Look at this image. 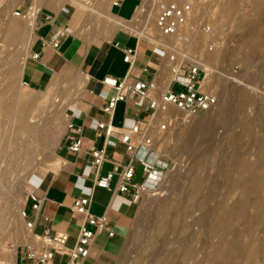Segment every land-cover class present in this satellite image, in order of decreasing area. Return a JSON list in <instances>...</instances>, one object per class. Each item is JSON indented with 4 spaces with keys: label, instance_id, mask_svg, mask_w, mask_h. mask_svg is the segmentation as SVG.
<instances>
[{
    "label": "rangeland",
    "instance_id": "374dc122",
    "mask_svg": "<svg viewBox=\"0 0 264 264\" xmlns=\"http://www.w3.org/2000/svg\"><path fill=\"white\" fill-rule=\"evenodd\" d=\"M31 1L0 0V121L3 117V110H11L18 117L14 134L9 129H0V138L5 142V147L3 146L4 148L0 149V157L4 160H2L0 166V264H17L18 256L28 249L25 243H20L16 246L19 241L16 238V228L11 224L18 219L16 212L18 211V203L26 200L29 193L35 190L37 186V183L27 186V182L36 176L37 168L46 166L47 168L57 169L58 153L56 152V147L65 126H54L55 120L47 122L49 109L53 106L52 102L46 112L44 111L41 114V117L30 119L24 113L23 94L35 101H40L41 107L44 104L46 105L47 102L49 103L57 94V90L54 88L43 96L41 89L31 88L21 78V71L24 68L26 58L32 50V43L36 36L35 32L32 35L28 33L27 24L29 20L24 16H16L14 13L18 8L21 11V15L24 14L26 9L32 4ZM87 1H91L90 3L95 5L96 9L89 11L84 9L85 14L81 19L79 29L90 37L112 33L113 23L100 14L103 10L100 2L97 0ZM192 1L193 11L190 23L193 26L195 25V30H185V32L191 35L188 43L190 52L194 55L193 58H201V52L214 46L224 48L226 47L225 45H233L235 41L233 38H236L240 31L238 29L239 17L237 18V16L251 12L250 0H235L238 9L233 14L220 12L217 4L219 0ZM163 2L164 0L142 1L139 4V6L143 4L140 13L136 15L135 31H132L143 37L147 35L148 37L146 38L156 42L151 37V30L154 28L152 20L156 17ZM91 16L97 20L93 19V24L95 22L97 24L87 25L85 23V19L87 17L91 18ZM248 18L252 19L253 16ZM214 22L215 25L213 24ZM206 23L211 27L208 31L203 27V24ZM220 23L221 26H219ZM14 24L18 28H11ZM148 31L150 35L147 33ZM210 31H213V33ZM202 37L207 39H202ZM195 47L197 49L200 47L199 49L202 50L194 49ZM248 52L254 57L247 63L236 57L227 59L224 53H219L213 57L212 61L216 62L214 64L220 70L221 76L217 85L213 88L216 95L218 94L219 96H217L219 99L218 104L222 102L220 94L228 93L223 94L226 99L224 98L225 101L220 111H218V114H222L224 118L220 124L217 121L218 119H216L215 124L218 123L217 127L215 126V129L210 131L211 133L206 121H202L205 127L196 131L192 127L197 122L196 118L193 119L185 111L175 106H169L177 111L180 116L176 115V121H169V125L167 123L170 129L168 127L166 129L169 131L160 129V137L166 132L171 136L178 132L180 137L176 141L172 140L165 144L169 151L167 154L164 152L165 148L158 152L152 146L155 155L158 156V162L155 164L163 168L168 161L169 167L157 185L152 186L149 193L146 194V190L141 193V198L137 200L136 213H138L126 236L130 238V242L127 244L128 252L123 255V251L118 253L115 258L117 264H177L184 250L177 245V242L182 245L185 243L188 247L185 248L195 254L186 260H181V264H264V175L259 173H257L258 175L255 173V175H250V170H248L254 165L251 158H248L250 152L257 156H261L264 153L260 144L264 140V94L261 95L253 91V86L258 83V80L264 79V39L253 41ZM57 83L60 86L62 85V81ZM70 83L68 82L63 86H68ZM176 88L181 89L183 87L176 84ZM43 100L46 101L44 102ZM68 107L66 108L67 114ZM36 111L35 109L33 110L34 113ZM204 113L202 111L198 114L203 115ZM164 121L166 122V119L162 120V122ZM176 123L177 126H175ZM170 124L175 127L172 126L171 129ZM239 130H243V133ZM3 133L4 135H1ZM254 133L256 135L254 136L255 139L252 137ZM198 137L201 138L197 140ZM195 139L197 142H195ZM235 141H238L237 146ZM208 143L226 145L225 152L219 146L214 147L215 150L213 149L212 151L206 149L209 147ZM218 163L221 164L222 173L225 177L219 175L218 172L216 173ZM143 175L142 165L138 164L134 179L140 181ZM237 177L243 181L242 185L228 189L227 186ZM254 179L255 181H253ZM160 181L166 188L164 185L161 187ZM165 181L167 183H164ZM252 181L253 184H250ZM217 183L220 185L218 196L222 198V207L218 210L219 212H212L209 207L216 198L213 195L207 197L205 193H208L210 186ZM230 211L232 212L230 213ZM234 215L237 216V219H232L235 217ZM205 216L206 219L204 218ZM227 217L229 219H225ZM206 220H208V223ZM148 236L151 238L152 245L150 248L145 249L144 241ZM104 242V240L97 239L94 245L101 247ZM69 243L71 244L72 242ZM116 244L113 246H117ZM108 246L110 245L108 244ZM113 246L110 247L115 249ZM103 251H108V247L106 246ZM61 252L57 251L54 259L58 264H65L68 254ZM8 254L14 255V263L4 258ZM111 264L114 263L112 262Z\"/></svg>",
    "mask_w": 264,
    "mask_h": 264
},
{
    "label": "crops",
    "instance_id": "0c3cea01",
    "mask_svg": "<svg viewBox=\"0 0 264 264\" xmlns=\"http://www.w3.org/2000/svg\"><path fill=\"white\" fill-rule=\"evenodd\" d=\"M97 1L103 8L100 14L113 23V31L107 35L90 37L79 29V25L85 14L84 9H96L91 1L32 0L26 10H29V15H34L36 38L26 58L21 77L31 88L41 89L43 96L54 88L57 90L54 98L47 102L48 105L41 104L42 107L40 101L23 94L24 113L30 119L41 117L52 102L47 122L55 120L54 126L65 125L56 147L57 169L44 166L36 170L35 190L45 196V199L38 216H35L31 208V200H27L28 217L36 220L37 232L43 233L49 227L51 233H69L70 240L73 241L84 218L83 213L73 210V199L76 196H92L90 211L95 214L106 213L116 230L112 237L105 231L95 237L94 242L97 239L105 242L101 247L95 246L94 264L99 263L104 254L111 251L114 253L122 245L138 213V201L134 200L130 193L118 189V173L114 174L109 187L97 185L95 182L98 175H105L113 169L114 160L123 164L130 157L126 143L116 135L106 134L104 130L99 131L98 123L106 121L126 127L139 123L143 127L151 118L153 110L149 97L134 95L119 100L112 115L109 114L104 110V104L116 90L105 82V78H121L129 74L133 78L147 81L153 79L158 82L159 91L165 90L170 81L169 69L164 62L165 50L152 40L133 32L136 27V15L140 13L143 5L139 4L144 0H121L120 4H113L112 0ZM93 19L97 21L91 16L85 19V23L97 24H93ZM58 30L61 31L60 45L54 47L46 43L45 40H49ZM127 48L136 49L133 66L124 58ZM34 52H39V56H33ZM58 81H62L61 86ZM68 82L71 83L63 86ZM34 109L38 112L34 113ZM153 118L146 132L149 138ZM70 123L74 126L70 127ZM76 126L83 127L84 145L79 151L69 148L70 136L78 134ZM92 146L104 147L109 157L102 163L99 172L91 162ZM152 160L157 162L158 156L157 159L152 156ZM121 168L120 165L119 169ZM46 216L49 219H46ZM32 232L34 245H43L44 241L38 238L35 231ZM108 244L117 246H113L114 249ZM106 246L108 251L104 252ZM4 258L15 262L14 255L8 254ZM35 263L22 254L18 256L17 264ZM54 263H57L55 259Z\"/></svg>",
    "mask_w": 264,
    "mask_h": 264
},
{
    "label": "built area",
    "instance_id": "2783aa9c",
    "mask_svg": "<svg viewBox=\"0 0 264 264\" xmlns=\"http://www.w3.org/2000/svg\"><path fill=\"white\" fill-rule=\"evenodd\" d=\"M120 2L121 0H112L113 4H120ZM192 11V0H164L157 12V27L163 34L170 35L174 39L172 42L174 47L171 51L165 45L153 41L166 52L164 62H166L170 74V81L166 89L159 91L156 80L147 81L141 78H133L129 74L121 78L106 77L105 82L116 90L104 104L106 112L112 115L119 100H124L134 95L149 97L150 106L153 109L152 114H155L158 109L167 110L170 105L186 110L189 113L198 114L216 103L217 95L201 88V82L207 74V69L188 56L192 55L188 43L191 35L187 34L185 30H195V25L193 26L190 23ZM16 14L21 15V11L18 8L16 9ZM203 27L207 31L210 29L208 24H204ZM60 34L61 31L58 30L45 42L58 47L60 45ZM135 55V48L126 49L124 58L130 62L131 66L134 64ZM33 56L38 57L39 52H34ZM176 84L181 85L183 88H176ZM149 122L150 119L143 127L139 123L130 127L117 126L112 122L106 121L98 123L99 131L104 130L106 134L116 135L126 143V150L130 157L123 164L118 160H114L113 169L109 170L105 175L96 177L95 182L97 185L109 187L114 174L118 173V189L122 192L130 193L133 199L139 200L141 198V187H149L148 180H153L154 186L158 183L163 175L162 172L168 169L169 162L166 163L164 169L156 167L155 163L149 160V154L153 151L152 148H148L144 155L141 154V150L145 147L143 133L146 131ZM165 124L167 122L163 125L165 126ZM69 126L72 127L74 124L70 123ZM75 128L78 134L70 136L69 148L79 151L84 145L83 127L76 126ZM90 151L92 165L99 172L102 163L109 159L107 152L104 147L98 148L94 146L90 148ZM138 164L142 165L144 173L140 181L134 179ZM120 165L122 166L121 169H119ZM156 172L159 173L156 174ZM44 199L45 196L40 195L36 190L29 193L27 200H31V208L35 216L39 215ZM91 202L92 196L88 195L76 196L73 199V210L84 214L79 231L73 241L70 240L69 233L65 231L51 233L48 227L43 233L37 232L35 230L36 220L28 217L29 212L25 205L24 215L28 226L33 228L44 241V244L39 252L27 245L28 249L23 251L22 255L25 258L34 260L35 264H58V262L54 263V258L57 251H62L61 253L68 254L65 264H94L95 255L93 249L96 248L94 245L95 237L104 231L112 237L115 235L116 230L106 213L95 214L90 211ZM46 219H49V217L46 216ZM69 242L72 243L70 244Z\"/></svg>",
    "mask_w": 264,
    "mask_h": 264
},
{
    "label": "bare ground",
    "instance_id": "6f19581e",
    "mask_svg": "<svg viewBox=\"0 0 264 264\" xmlns=\"http://www.w3.org/2000/svg\"><path fill=\"white\" fill-rule=\"evenodd\" d=\"M238 1V0H237ZM217 4L219 5V8H220V12L222 11L224 14L225 13H236L237 12V9H238V7H237V4H236V1L235 0H219L218 2H217ZM152 5V4H151ZM195 6V5H194ZM30 7V6H29ZM199 9V8H198ZM250 10H251V12H249L248 14H239L238 16H237V18L239 19V21H238V29L240 30L239 32H238V34L236 35L237 37L236 38H233V39H235V41H234V44L232 45H225L226 47H224V48H222V47H220V46H217V47H213V48H211V49H209V50H204L203 52H201V54H202V57L201 58H198V59H196V58H193L194 57V55H188L189 56V58L190 59H193V60H195V61H197L198 63H200L202 66H204L206 69H207V74H206V76H205V78H203V81H202V83H201V88L202 89H204V90H207V91H211V92H213V93H215L216 94V92H214V86L215 85H217V83H218V80H219V78H221V76H220V70L216 67V65L214 64V63H216L215 61H212L213 60V57L215 56V55H217V54H219V53H224L225 55H226V57H227V59L228 58H232V57H236V58H239L242 62H244V63H247V62H249V60H251V58H253L254 56L252 55V54H250L249 52H248V49H249V47L251 46V43L254 41L255 42V40H263L264 39V0H250ZM26 13L24 14V15H18V14H16V10H15V15L16 16H19V17H25V18H27L28 20H29V23L27 24V29H28V33H29V35H32L33 33H34V15H32V14H30L29 15V10H26L25 11ZM210 12V11H209ZM241 13V12H240ZM207 15V14H206ZM237 15V14H236ZM253 16V18L252 19H249L248 17H252ZM227 17H229V16H227ZM202 18V17H201ZM204 18V17H203ZM217 19V18H216ZM220 19V18H219ZM204 20V19H203ZM213 20V19H212ZM230 20V19H229ZM225 22V21H224ZM227 22V21H226ZM237 22V21H236ZM152 23H153V26H154V28L151 30V37H153L154 38V40L157 42V43H160V44H163V45H165L166 47H167V49L169 50V51H171L172 49H173V45H172V39H173V37L172 36H170V35H166V34H163L160 30H159V28L157 27V25H156V17L152 20ZM203 23V22H202ZM207 24V23H206ZM214 25H215V22L213 23ZM223 24V23H222ZM204 25V24H203ZM232 25V24H231ZM143 26V25H142ZM198 26H199V24H198ZM201 26V25H200ZM211 26H212V24H211ZM219 26H221V23H220V25ZM236 26V25H235ZM202 27V26H201ZM232 27H234V26H232ZM11 28H18L17 27V25L16 24H14V25H12V27ZM152 28V27H151ZM210 29H211V27H210ZM209 29V30H210ZM213 29H214V27H213ZM221 29V28H220ZM204 30V29H203ZM217 30H218V28H217ZM230 31V30H229ZM196 32V31H195ZM194 32V33H195ZM210 32H212L213 33V31H210ZM148 34H149V31L147 32ZM212 33H211V35H212ZM217 33V32H216ZM196 34H197V32H196ZM204 34V33H203ZM210 34V33H209ZM215 34V33H214ZM219 34V33H218ZM150 35V34H149ZM224 35V34H223ZM146 37H148L147 35H145ZM197 36H198V34H197ZM203 36V35H202ZM204 37H202V39H203ZM204 39H207L206 37L204 38ZM219 40V39H218ZM229 40V39H228ZM213 41V40H212ZM196 42V41H195ZM199 42V41H198ZM192 43V42H191ZM190 43V44H191ZM197 43V42H196ZM228 43V42H227ZM226 43V44H227ZM203 44V43H202ZM205 44V43H204ZM210 44V43H209ZM225 44V43H224ZM211 45V44H210ZM204 46V45H203ZM209 46V45H208ZM205 47V46H204ZM200 48V47H199ZM198 48V49H199ZM202 48V47H201ZM194 49H197V47H195ZM197 49V50H198ZM196 50V51H197ZM200 50V49H199ZM202 50V49H201ZM200 50V51H201ZM201 54H199V55H201ZM264 64V63H263ZM260 69V68H259ZM224 74V73H223ZM21 77H22V71H21ZM165 77V76H164ZM261 83V84H260ZM254 87V89H253V91L254 92H257V93H259V94H264V79H259L258 80V83L255 85V86H253ZM256 87H257V89H256ZM257 90V91H256ZM228 92H226V93H223L224 95L225 94H227ZM220 94V93H219ZM223 94H220V97L222 98V102L220 103V104H218V101H219V99H218V94H217V101H216V103L214 104V105H212L210 108H208L207 110H205L204 112V114L203 115H199V114H193V113H189L188 111H186V110H183V109H181V108H179V109H181V110H183V111H185L190 117H192L193 119L194 118H196L197 119V122H195L193 125H192V127L194 128V130H199L200 128H202V127H205V126H203L204 125V123H202V121L203 122H205L206 121V123H207V125H208V129H210L209 130V132L213 129H215L214 127L216 126L217 127V124L219 123H221L222 122V120H223V118H224V116L221 114H218V111H220V108L222 107V105H223V103H224V101H225V96H223ZM227 96V95H226ZM225 98V99H224ZM170 106H173V105H170ZM176 107V106H175ZM257 107V106H256ZM1 108V107H0ZM178 108V107H177ZM253 111V110H252ZM246 114V113H245ZM3 117L1 118V121H0V129L2 130V129H6V130H10L11 131V133L12 134H14V132L16 131V122H17V119H18V117L16 116V114L14 115L13 113H12V111L10 110V111H4L3 110ZM176 115H179V113L177 112V111H175V110H173L171 107H168V109L167 110H163V109H158L156 112H155V114H152L151 115V118H150V120L153 118V116H154V118H153V121H152V125H151V129H150V138L149 137H147V135H146V132H147V130H148V127H147V129H146V131L143 133L144 134V143H145V147L141 150V154L142 155H144L145 154V152H146V150L148 149V148H152L153 149V147L152 146H154V149H156L158 152L160 151V150H162L163 148H165L164 149V152H166L165 154H167L169 151L167 150V147H166V143L167 142H169V141H172V140H174V141H176L177 139H179V137H180V134H178V132H175L174 133V135H169V134H167V132L165 133V134H163L161 137H160V135H161V131H160V129L162 128V129H166L168 126H167V124H165V126L163 125V123L165 122H162V120L163 119H166V122L168 123L169 121L171 122L172 120L173 121H176L177 120V117H176ZM180 116V115H179ZM198 116V117H197ZM201 116V117H200ZM219 117V118H218ZM249 118H251V117H249ZM216 119H218L217 121H218V123L217 124H215V121H216ZM214 120V121H213ZM247 120V119H246ZM251 120V119H250ZM263 120V119H262ZM208 121V122H207ZM251 122V121H250ZM243 124H244V122H243ZM168 125H169V123H168ZM175 125V124H174ZM245 125V124H244ZM149 126V125H148ZM170 126H171V129H172V126L173 125H171L170 124ZM175 126H177V123H176V125ZM175 126H173V127H175ZM180 127V126H179ZM253 127H255V126H253ZM169 128V127H168ZM178 128V127H177ZM181 128V127H180ZM221 128V127H220ZM224 128V127H223ZM242 128V127H241ZM170 129V128H169ZM247 129H248V127H247ZM166 130H168V129H166ZM176 130V129H175ZM263 130H264V124H263ZM169 131V130H168ZM239 131H241V130H239ZM165 132V131H164ZM208 132V133H209ZM237 132H238V130H237ZM242 133H243V130L241 131ZM10 133V132H9ZM211 133V132H210ZM209 133V134H210ZM224 133H225V131H224ZM223 133V134H224ZM241 134V133H240ZM1 135H4V133L3 134H1ZM11 135V134H10ZM207 135V134H206ZM206 135H205V137H206ZM234 135H235V133H234ZM251 135V134H250ZM264 135V134H263ZM9 136V135H8ZM7 136V137H8ZM174 136V137H173ZM254 136H256L255 135V133L253 134V136L252 137H254ZM6 137V136H5ZM242 137V136H241ZM2 138H3V136H2ZM199 138H201V137H198L197 138V140L199 139ZM215 138V137H214ZM7 139V138H6ZM209 139V138H208ZM253 139H255V137L253 138ZM253 139H252V141H253ZM11 140H12V138H11ZM148 140H150V141H148ZM196 140V139H195ZM197 140L195 141V142H197ZM212 140V139H211ZM251 140V139H250ZM6 141V140H5ZM207 141V140H206ZM251 141V142H252ZM7 142H9V141H7ZM6 142V143H7ZM195 142H193V143H195ZM236 142V146H237V142L238 141H235ZM248 142V141H247ZM250 142V141H249ZM4 141L0 138V149L1 148H4L5 147V145H4ZM8 144V143H7ZM197 144V143H196ZM250 144V143H249ZM259 144V143H258ZM261 145H262V149L264 150V140L260 143ZM178 145V144H177ZM4 146V147H3ZM209 146V147H208ZM208 148H206V149H209V150H213L214 149V147L216 148V146H219V147H222L223 149H224V152H225V146L224 145H221V144H219V143H208ZM251 146H253V145H251ZM192 147V146H191ZM190 147V148H191ZM196 147V146H195ZM230 147V146H229ZM193 148H194V146H193ZM221 148V149H222ZM154 149H153V151L149 154V160L150 161H152L153 163H155L156 161H153L152 160V156L155 158V159H157V156L155 155V151H154ZM204 149V148H203ZM228 149V148H227ZM232 149V148H231ZM215 150V149H214ZM220 150V149H219ZM219 150H217V151H219ZM228 150H230V149H228ZM237 152H238V150H237ZM239 152H240V150H239ZM214 153H216V152H214ZM218 153H220V152H218ZM246 154V153H245ZM245 154H244V156H245ZM253 154V152H250V154H249V157L248 158H251V161L252 162H254V165L250 168V169H248V170H250L249 171V174L250 175H255V174H257V173H259V174H263L264 175V153H263V155H261V156H257V155H255V154H253V156H251ZM218 155V154H217ZM247 155V154H246ZM2 157H3V155H2ZM246 157V156H245ZM3 158H5V157H3ZM242 158H244V157H242ZM247 158V157H246ZM226 159V158H225ZM2 158L0 157V166H1V162H2ZM4 161V160H3ZM226 161V160H225ZM158 162V161H157ZM196 162V161H195ZM221 162V161H220ZM248 162V161H247ZM166 163H168V161L166 162ZM166 163H165V165H166ZM224 163V162H223ZM222 163V164H223ZM234 163V162H233ZM165 165H164V167L162 168L160 165H158V164H155V166L157 167H160V168H162V169H164L165 168ZM238 165V164H237ZM246 165V164H245ZM200 166V165H199ZM216 167V166H215ZM245 167V166H244ZM248 167V166H247ZM225 168H227V167H225ZM229 168V167H228ZM230 169H232V168H230ZM243 169V168H242ZM167 170V169H166ZM166 170H164V172H162L163 173V175H162V177H161V179L163 178V176H164V174L166 173ZM215 170V169H214ZM227 170V169H226ZM222 166H221V164L220 163H218V165H217V170H216V173L218 172V174L219 175H222V176H224V174L222 173ZM243 171V170H242ZM229 172V171H228ZM154 173V172H153ZM225 173H227V172H225ZM230 173V172H229ZM248 173V172H247ZM255 173V174H254ZM156 174H158L157 172H156ZM207 174V173H206ZM239 174V173H238ZM235 175V174H234ZM258 175V174H257ZM35 177L36 176H34V178L31 180V181H28L27 182V186L29 187V185L31 186V185H35L36 184V179H35ZM225 177V176H224ZM221 178V177H220ZM219 178V179H220ZM260 178V177H259ZM201 179V178H200ZM250 179V178H249ZM253 179V178H252ZM261 179V178H260ZM169 180V179H168ZM233 180V179H232ZM193 181V180H192ZM203 181H205V180H203ZM221 181V180H220ZM253 181H255V179L253 180ZM253 181L250 183V184H253ZM258 181V180H257ZM148 182V184H149V187H145V188H142L141 187V190H140V193H143L145 190H146V194L147 193H149L151 190V188H152V186H154L153 185V180H148L147 181ZM161 182V181H160ZM208 182V181H207ZM231 182V181H230ZM164 183H167V181H165ZM242 183H243V181L240 179V178H235L234 180H233V182L229 185V186H227V188L229 189V188H234L235 186L237 187V186H241L242 185ZM161 184H162V182H161ZM200 184V183H199ZM212 184H213V182H212ZM157 185V184H156ZM164 184H162L161 185V187L163 186ZM252 186V185H251ZM160 187V186H159ZM164 187H165V185H164ZM195 187V186H194ZM204 187V186H203ZM220 187V185H219V183H217V184H215V185H212V186H210V189H209V191H208V193L206 194L205 193V196H211V195H213L216 199L214 200V201H212L213 203L211 204V206L209 207L210 208V211H212V212H214V211H218L219 209H221V207H222V198H220L219 196H218V191H219V188ZM166 188V187H165ZM223 188V187H222ZM224 188H225V186H224ZM241 188V187H240ZM247 188V187H246ZM157 189V188H156ZM195 189V188H194ZM204 189V188H203ZM241 189H243V188H241ZM157 190H159V189H157ZM202 190V189H201ZM250 190V189H249ZM225 191V190H224ZM223 191V192H224ZM235 191V190H234ZM202 192V191H201ZM230 192V191H229ZM226 193V192H225ZM252 194V193H251ZM251 194H250V196H251ZM183 195V194H182ZM193 195V194H192ZM199 196H200V194H199ZM202 196V195H201ZM227 197V196H226ZM202 198H203V196H202ZM201 199V198H200ZM213 199V198H212ZM224 199V198H223ZM134 200H138V199H134ZM240 200V199H239ZM26 202H27V199L26 200H24V201H20L19 203H18V207H17V210L18 211H16L17 212V214H18V219L17 220H15V222H13L11 225H14L15 226V228H16V238H17V240L19 241V242H17V245L16 246H18L20 243H25V244H27V245H29L31 248H33V249H35L37 252H39L40 250H41V248H42V246L43 245H34V242H33V237H34V235H33V232H32V230H33V228H31L30 226H28V223H27V220H26V218H25V215H24V209H25V204H26ZM238 202V201H237ZM236 202V203H237ZM244 202V201H243ZM249 202V201H248ZM201 203V202H200ZM204 203V202H203ZM210 203V202H209ZM208 203V204H209ZM232 204V203H231ZM235 205V204H234ZM241 205V204H240ZM224 206V205H223ZM194 207V206H193ZM192 207V208H193ZM199 207V206H198ZM226 207V206H225ZM228 207V206H227ZM231 207V206H230ZM234 207V206H233ZM229 208V207H228ZM232 208V207H231ZM235 208V207H234ZM237 208V207H236ZM201 209V208H200ZM238 209V208H237ZM224 210V209H223ZM188 211V210H187ZM211 212V213H212ZM219 212V211H218ZM224 212H225V210H224ZM232 211H230V213H231ZM242 212V211H241ZM195 213V212H194ZM227 213H229V212H227ZM234 213V212H233ZM232 213V214H233ZM235 213H236V211H235ZM241 214H243V213H241ZM186 215V214H185ZM192 215V214H191ZM203 215V214H202ZM205 215V214H204ZM213 215V214H212ZM208 216V215H207ZM209 216H211V215H209ZM228 216H230L229 214H228ZM233 216V215H232ZM235 216V215H234ZM213 217V216H212ZM211 217V218H212ZM237 216H235L234 218H232V219H235ZM205 219H206V216L204 217ZM207 219H208V217H207ZM213 219V218H212ZM225 219H229L228 217L227 218H225ZM231 219V220H232ZM237 219V218H236ZM242 219V218H241ZM193 220H194V217H193ZM205 221V220H204ZM208 220H206V222H207ZM217 221V220H216ZM215 221V222H216ZM225 221V220H224ZM234 221V220H233ZM185 222V221H184ZM187 222V221H186ZM194 222V221H193ZM210 222V221H209ZM226 222V221H225ZM182 223V222H181ZM201 223V222H200ZM208 223V222H207ZM217 223V222H216ZM220 224V223H219ZM225 224V223H224ZM228 224V223H227ZM195 227V226H194ZM203 227V226H202ZM207 227V226H206ZM34 231V230H33ZM204 231V230H203ZM206 232V231H205ZM204 233V232H203ZM208 233V232H207ZM205 234V233H204ZM217 236V235H216ZM220 236V235H219ZM38 238H40L39 236H38ZM126 238H128V237H126ZM213 238V237H212ZM215 238V237H214ZM41 239V238H40ZM151 238L148 236L147 237V239L144 241V248L146 249V248H150V246L152 245L151 244V240H150ZM198 239V238H197ZM203 239V238H202ZM202 239H200V240H202ZM42 240V239H41ZM125 241H123V243H122V245L119 247V248H117L116 250H115V252L114 253H112V251L111 252H109V253H111V254H109V253H107V254H104L101 258H100V262L99 263H96V264H111L112 262L114 263V264H117V262H115V258L118 256V253H121L122 251V255L123 254H125V253H127L128 252V248H127V244H129L128 242H130V238H128V239H124ZM175 240V239H174ZM182 240V239H181ZM188 240V239H187ZM43 241V240H42ZM203 241H205V240H203ZM201 242V241H200ZM230 242V241H229ZM187 244V243H186ZM208 244V243H207ZM177 245H179L180 247H182L184 250H183V252L181 253V255H180V258H179V260H178V262H177V264H181L182 263V261L181 260H186V259H188L189 257H191V255L192 256H194L195 254H193V252H191L190 250H188L187 248V245H185V243H183V245L182 244H180V243H178L177 242ZM154 246V245H153ZM207 246V245H206ZM168 247V246H167ZM185 247H187V248H185ZM232 247V246H231ZM205 248V247H204ZM207 248V247H206ZM216 248V247H215ZM235 248V247H234ZM167 249V248H166ZM190 249V248H189ZM203 249V248H202ZM201 249V250H202ZM94 250H95V248L93 249V253H94ZM204 250V249H203ZM110 251V250H109ZM194 251V250H193ZM196 251V250H195ZM206 251H208V250H206ZM223 252V251H222ZM5 253V252H4ZM224 253H225V251H224ZM227 253V252H226ZM1 254V253H0ZM3 255V254H2ZM205 255V254H204ZM226 255V254H225ZM207 257V256H206ZM214 257V256H213ZM216 257H218V256H216ZM132 258V257H131ZM114 259V260H113ZM209 259V258H208ZM214 259V258H213ZM172 264V263H171Z\"/></svg>",
    "mask_w": 264,
    "mask_h": 264
}]
</instances>
